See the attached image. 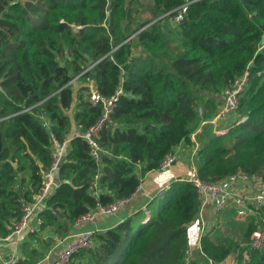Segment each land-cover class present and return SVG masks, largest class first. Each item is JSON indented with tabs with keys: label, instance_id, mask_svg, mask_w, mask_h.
I'll use <instances>...</instances> for the list:
<instances>
[{
	"label": "trees",
	"instance_id": "trees-1",
	"mask_svg": "<svg viewBox=\"0 0 264 264\" xmlns=\"http://www.w3.org/2000/svg\"><path fill=\"white\" fill-rule=\"evenodd\" d=\"M187 1V13L175 28L181 52L163 63L167 40L157 24H173ZM148 4L152 18L138 22L135 7L147 5L140 0H0V240L13 234L23 207L43 192L55 142L65 145L61 185L48 196L39 219L42 229L54 227L58 234L68 233L89 211L131 198L145 175L159 170L183 143L198 144L195 165L204 182H218L238 170L264 180V0ZM135 37L139 52L132 44ZM60 53L71 56V68L59 60ZM91 64L75 91L69 82ZM245 74L248 84L238 111L243 121L222 134L204 124L194 143L202 119L215 114L223 91ZM91 81L105 98L118 94L98 139L99 160L80 135L102 115L101 107L88 101ZM203 106L212 110L201 116ZM74 124L78 132L71 137ZM200 208L196 189L178 180L146 224L140 212L94 233L96 245L77 255L88 254L89 264H201L197 258L186 261L185 255L187 226ZM254 230L252 221L246 241ZM214 237L203 235L201 249L220 263L232 249ZM242 264H264V249L250 251Z\"/></svg>",
	"mask_w": 264,
	"mask_h": 264
},
{
	"label": "built area",
	"instance_id": "built-area-1",
	"mask_svg": "<svg viewBox=\"0 0 264 264\" xmlns=\"http://www.w3.org/2000/svg\"><path fill=\"white\" fill-rule=\"evenodd\" d=\"M189 4L190 1H187V3L178 8L177 13L172 19L173 24L178 25L183 20L184 15L187 13ZM156 21L157 20H154L147 26L143 27L142 30ZM134 36L135 35H133L132 37ZM94 66L95 64L89 65L79 75L75 76L69 82V84L74 85V82L79 79L81 75L90 72ZM247 84L248 79L247 75L245 74L244 76L236 80V82L232 86L227 87L223 91V103L216 116V119H223L232 115H236L239 117L238 111L240 108V97L247 87ZM117 98L118 94L111 98H105L101 96L96 84L94 83V81H91L88 91V101L94 106H100L102 109V115L89 128H87L85 131H82L80 135L91 147V155L96 160L100 159L101 152L103 151L98 139L107 121L111 118V115L114 112L115 101L117 100ZM41 103L42 102H39L37 105H40ZM31 109L32 107L25 109V111H29ZM199 114L201 116L203 115L202 109L199 110ZM3 119L4 118H1L0 121H2ZM41 119L45 124H47L45 117H41ZM243 119L239 117V120L236 124L243 121ZM202 121L204 125L205 118H203ZM222 133L224 132H217V134ZM64 151L65 145H60L59 143L55 142L54 162L50 170L45 173L46 184L43 192L38 196H34L33 203L25 205L23 207V217L14 226L13 233H20L27 229L29 218L32 215L33 211L40 205V203L43 202L45 197L49 195L50 190L54 185L53 172L59 169ZM196 153L197 149H194L193 155L191 157L192 159L190 177L189 179H187V182L191 183L198 193L201 204L200 210L205 208L208 202L213 201L214 210L217 214H223L225 212L233 211L239 218H251L255 225V230L250 237V241L246 244V250H244L243 252V262H245L249 259L250 251H260L264 249V180L258 174H249L243 170H238L236 173L231 174L218 182H204L198 177L197 174V168L195 165ZM176 160L177 159L174 152L169 153L162 160L159 170H168L172 167ZM169 187L160 191L157 197L162 199ZM141 189L142 182L138 187L136 193ZM129 199L117 200L110 205L101 206L96 210L89 211L77 218L74 225L77 227L85 226L93 222L99 214H116ZM145 213L147 216H149V212ZM93 236L94 233L90 230L76 233L73 236V241L67 244L63 248V250L59 252L54 261H52V263L50 264H71L74 257L78 253L91 248L94 240ZM201 238L195 243L190 242V244L188 245L185 251L186 261L194 258L195 254L199 252L204 256L207 264H214V261L208 258L203 253L201 249ZM5 264H19V259L17 256H10ZM230 264H240V261L238 259H235L230 262Z\"/></svg>",
	"mask_w": 264,
	"mask_h": 264
},
{
	"label": "crops",
	"instance_id": "crops-1",
	"mask_svg": "<svg viewBox=\"0 0 264 264\" xmlns=\"http://www.w3.org/2000/svg\"><path fill=\"white\" fill-rule=\"evenodd\" d=\"M140 2L146 4L144 0H140ZM135 9H140L142 11L147 10L144 6H137ZM90 83L91 82L88 83V86ZM82 84L83 81L77 79L73 85L75 91H77ZM220 107L221 105H218L215 109V114H212L210 117H216ZM201 109L203 110V113H209L212 110V107L203 106ZM72 112L73 111H70L71 117L73 114ZM238 120V116L232 115L223 119L217 118L214 122L207 124L212 125L215 133H226L238 122ZM201 128L199 130L197 128L192 135L194 143L196 141V134L200 132ZM77 132V126L74 124L70 136L72 137L76 135ZM197 147L198 144L193 146H188L184 143L178 145L174 149V154L176 155L177 160L172 167L164 171L155 170L147 173L142 180V189L134 194L116 214H99L93 222L85 226L77 227L72 225L66 234H58L54 227H48L45 229L41 228L42 222L39 219V214L44 208L40 203L30 216L26 230L20 233H13L8 238L0 240L8 243L3 248H0V264H5L10 256H17L19 261L24 264H50L54 261L59 252H61L67 244L73 241V236L78 232L90 230L93 233H102L117 227L124 221L135 217L140 212H149V216L146 215L141 222V224H146L150 219V215L157 214L160 210L162 199L157 197L158 193L178 180L187 181V179H189L191 157L194 149H197ZM55 188L56 186L54 184L50 192ZM219 217L220 214H217L214 210V202H208L205 208L201 209L196 218L187 226L191 237L190 242L195 243L203 235L208 234ZM95 245V241H93L92 246L94 247ZM198 253L199 252L195 254L194 258L199 255ZM200 257V263L207 264L202 254H200ZM89 262L90 256L86 253H81L74 257L71 264H89Z\"/></svg>",
	"mask_w": 264,
	"mask_h": 264
},
{
	"label": "rangeland",
	"instance_id": "rangeland-1",
	"mask_svg": "<svg viewBox=\"0 0 264 264\" xmlns=\"http://www.w3.org/2000/svg\"><path fill=\"white\" fill-rule=\"evenodd\" d=\"M146 2L147 5L145 8L147 10L142 11L140 9H136L137 11L134 13V17H136V20H138V22H145L152 18V16H150L151 12L148 10L149 0H146ZM157 25L158 26L156 27V29L165 34L167 40V49L163 55L162 62L170 63L171 60L181 52L179 47L181 41L179 39V36L177 35V30H175V28L178 26L175 24H170V22H166L164 24L159 23ZM132 44L134 46V50L136 52H139L141 47L137 37L132 39ZM58 58L62 63L71 68V56L69 54L60 53ZM200 96H202V94H200ZM250 222H252L251 218H239L233 211L220 214L219 219H217L216 223L214 224V226H212L209 233H212L215 236L214 238H216L218 244L231 247L232 253L226 260L220 263H216L213 260L214 264H230V262L235 259H238L240 261V264L243 263V246L248 243V241L245 240L244 234ZM198 254L199 255H197L196 258L200 261V253Z\"/></svg>",
	"mask_w": 264,
	"mask_h": 264
},
{
	"label": "water",
	"instance_id": "water-1",
	"mask_svg": "<svg viewBox=\"0 0 264 264\" xmlns=\"http://www.w3.org/2000/svg\"><path fill=\"white\" fill-rule=\"evenodd\" d=\"M110 22H111V13L108 12L107 26L110 25ZM130 38H131V37H130ZM130 38H129V39H130ZM262 44L264 45V36H263V39H262ZM36 94H39V92H37ZM215 120H216V117H210V118H207V119H205V124H207V123H212V122H214ZM202 125H203V121L200 122L199 127H198V130L202 127ZM47 129L50 130L49 127H47ZM198 130H197V131H198ZM197 131H196V132H197ZM53 178H54V184H55V186H56V187L60 186V185H61V180H60V178H59V169H57V170H55V171L53 172ZM51 193H52V191L50 192V194H51ZM50 194H49V195H50ZM48 198H49L48 196L45 197V199H44L43 202L41 203V206H42L43 208H46ZM7 244H8V243L5 242V241H0V248H3V247L6 246Z\"/></svg>",
	"mask_w": 264,
	"mask_h": 264
}]
</instances>
